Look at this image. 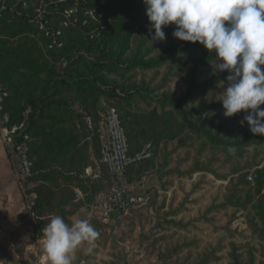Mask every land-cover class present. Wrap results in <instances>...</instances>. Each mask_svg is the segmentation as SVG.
<instances>
[{
  "label": "trees",
  "instance_id": "16d2710c",
  "mask_svg": "<svg viewBox=\"0 0 264 264\" xmlns=\"http://www.w3.org/2000/svg\"><path fill=\"white\" fill-rule=\"evenodd\" d=\"M104 8L102 28H70L63 31L61 38H57L47 35L41 28V18L35 16L32 6L23 7L18 0H0V85L3 94L0 114L8 116L6 126L21 124L30 138L28 153L32 161V175L28 178V184L32 182V186L28 187L27 192L35 195L31 213L39 237H42L43 227L50 216L60 215L70 223V217L77 208L88 209L110 184V174L105 168L96 179L91 180L85 175L86 167L93 164V157H99L98 115L95 107L88 104L75 108V99L72 100L70 96L74 91L83 98L84 95L85 98L91 95L92 104L97 101L98 95L103 92L101 85L107 84L101 70H150L158 68L169 58L178 60L183 55L199 54L192 68V81L186 95L181 98H155L168 108L164 118L155 113L122 108L119 103H128V96L132 93L124 92L120 96L114 92L115 88L107 92L108 97L118 98V110H115L124 128L129 152L134 153L146 143L151 144V157L133 164L127 169L128 172H140L149 167L159 142L179 134L180 128L171 134L165 133L172 121L203 134L214 148L225 153L231 152L229 148L234 149L235 153L244 151L248 138L256 143L264 141V135L251 132L246 133L241 141L223 140L197 125L190 117L192 111L207 110L204 106L200 109L186 107L192 98L191 89L200 90L198 71L213 61L214 52H203L206 48L199 42L178 39L176 46L166 48L155 58H145L137 53L128 57L126 53L131 31L141 14L146 13L143 0H107ZM57 24L58 21L54 26ZM53 39L62 40L63 45H53ZM28 43L29 46L26 45ZM32 54L42 56L43 62L30 60ZM82 65L85 69H82ZM222 75L225 74L217 77ZM207 84L208 81L203 86ZM140 91L138 88L135 90L136 93ZM86 119L91 123V128ZM161 121L164 123L161 124ZM260 163L250 166L256 167ZM255 171L254 182L239 177L245 191L244 198L231 193L223 205L249 206L253 215L249 224L261 243L258 248L261 259L250 253L249 259L243 261L232 249L229 252L230 264H264V163ZM75 188L82 192L83 198H76ZM171 223L180 224L173 220ZM27 254L33 260L36 258L32 252ZM203 257L200 262L203 264L218 260L210 253H205ZM77 261L79 263V260H74V263ZM19 263L34 264L28 260H20Z\"/></svg>",
  "mask_w": 264,
  "mask_h": 264
},
{
  "label": "rangeland",
  "instance_id": "374dc122",
  "mask_svg": "<svg viewBox=\"0 0 264 264\" xmlns=\"http://www.w3.org/2000/svg\"><path fill=\"white\" fill-rule=\"evenodd\" d=\"M149 26L146 13L141 14L130 34L128 57L137 53L145 58H155L166 48L179 43L178 38L172 35L175 25L163 28L166 34L164 41L153 43ZM203 52L209 53L207 49ZM198 56L183 55L178 60L168 57L161 66L150 70H101L107 84L101 85L103 92L97 101L92 104L91 95L83 98L74 91L70 96L75 99V108L81 104L95 107L99 119L107 107L118 110V98L107 95L109 89L115 88L114 92L120 96L124 92L132 93L128 96V103H119L122 108L155 113L164 118L168 108L155 98L185 96ZM29 59L43 62V57L38 54L30 55ZM81 67L85 69V66ZM220 74L225 75L217 77ZM198 75L200 90L191 89L192 98L186 108L200 109L204 106L207 110L192 111L190 117L218 138L231 142L244 140L246 133L250 132L247 122L243 126L239 123L245 113L241 111L225 117L221 102L215 100L222 91L218 82L226 79L227 71L213 74L209 63L198 71ZM206 81L208 84L203 86ZM137 88L141 89L140 93L135 92ZM178 128L181 130L176 137L159 142L149 167L140 172L126 171L122 178L109 175L110 184L104 194L98 195L107 196L114 182L122 179L133 192L145 195L144 203L137 209L112 220L103 219L99 209L91 210L92 205L88 209L75 210L70 223L76 219H89L99 232L91 245V253L86 251L90 246L87 243L77 249L80 255L87 256L85 264H203L200 262L205 253L218 258L206 264H230L229 252L232 249L243 261L249 259L250 253L261 259L258 250L261 243L249 224L253 216L249 206L223 204L231 193L244 198L245 191L239 177L254 182L256 168L264 163V141L256 143L248 138L244 151L225 153L214 148L203 134L183 128L178 122L172 121L165 133L171 134ZM93 159L95 168L102 172L104 166L100 156ZM259 161L262 163L258 166H250ZM236 169L238 171H233ZM249 176H252L251 181ZM171 220L180 224L174 225ZM32 262L37 264L34 260Z\"/></svg>",
  "mask_w": 264,
  "mask_h": 264
},
{
  "label": "clouds",
  "instance_id": "9594fccd",
  "mask_svg": "<svg viewBox=\"0 0 264 264\" xmlns=\"http://www.w3.org/2000/svg\"><path fill=\"white\" fill-rule=\"evenodd\" d=\"M151 42L164 41V27L175 25L173 37L199 42L214 52L213 74L227 71L219 98L225 117L243 111L252 134L264 135V0H143ZM154 30V32H152ZM234 149L229 148V151ZM43 227L41 246L48 264H73V253L91 245L99 232L89 219L67 223L52 215Z\"/></svg>",
  "mask_w": 264,
  "mask_h": 264
},
{
  "label": "built area",
  "instance_id": "2783aa9c",
  "mask_svg": "<svg viewBox=\"0 0 264 264\" xmlns=\"http://www.w3.org/2000/svg\"><path fill=\"white\" fill-rule=\"evenodd\" d=\"M23 7H30L35 11V16L41 19V28L47 35L62 37V33L70 28H83L94 26L102 28L105 20V4L107 0H18ZM58 21L57 26H54ZM48 25V26H46ZM53 45L61 47L62 40H52ZM50 44V46H52ZM3 99L0 85V104ZM2 107L0 105V113ZM8 121L6 114H0V123L3 126L2 140L8 147L13 158L15 171L29 208L34 205L35 195L28 193V178L32 175V161L29 157V135L23 131L21 124H5ZM91 128V123L88 122ZM96 129L100 139L99 156L106 171L115 178H122L123 174L133 164L151 157V144L146 143L134 153L129 152L127 137L121 125L117 111L107 107L97 121ZM99 170L85 169V175L96 179ZM248 179L251 181L252 176ZM76 198H83L80 190L76 189ZM145 195L133 192L122 179L115 181L107 196H99L92 204V210L99 209L105 220L128 214L144 203Z\"/></svg>",
  "mask_w": 264,
  "mask_h": 264
},
{
  "label": "crops",
  "instance_id": "0c3cea01",
  "mask_svg": "<svg viewBox=\"0 0 264 264\" xmlns=\"http://www.w3.org/2000/svg\"><path fill=\"white\" fill-rule=\"evenodd\" d=\"M2 133L3 126L0 123V264H21L20 260L32 262L33 258L28 252L36 256L34 261L37 264H48L41 246L42 237L36 234L31 209L23 195L13 158L2 140ZM87 168L95 170L94 164ZM31 186L30 183L29 187ZM73 255L74 260H79V263L77 261L73 264L87 263V256L80 255L77 250Z\"/></svg>",
  "mask_w": 264,
  "mask_h": 264
}]
</instances>
